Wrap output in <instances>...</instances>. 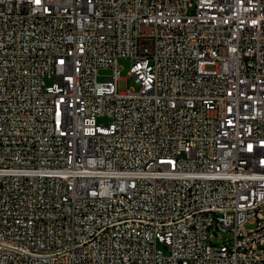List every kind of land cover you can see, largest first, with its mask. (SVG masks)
Wrapping results in <instances>:
<instances>
[{
    "label": "built area",
    "instance_id": "1",
    "mask_svg": "<svg viewBox=\"0 0 264 264\" xmlns=\"http://www.w3.org/2000/svg\"><path fill=\"white\" fill-rule=\"evenodd\" d=\"M0 264H264V0H0Z\"/></svg>",
    "mask_w": 264,
    "mask_h": 264
},
{
    "label": "rangeland",
    "instance_id": "2",
    "mask_svg": "<svg viewBox=\"0 0 264 264\" xmlns=\"http://www.w3.org/2000/svg\"><path fill=\"white\" fill-rule=\"evenodd\" d=\"M118 66H119V70H120V77L123 80L124 86H129L131 89L138 90V85L135 83V81L132 78L129 77V71H130L131 62L128 59H121L119 61ZM112 73H113L112 70H102V71H100L99 74H98V81L99 82L105 81L108 77H110L112 75ZM105 121L106 120H104V122ZM253 227L254 226L251 225V224L247 225V228H249V229L253 228ZM163 249H164V251H166L165 248H163Z\"/></svg>",
    "mask_w": 264,
    "mask_h": 264
},
{
    "label": "bare ground",
    "instance_id": "3",
    "mask_svg": "<svg viewBox=\"0 0 264 264\" xmlns=\"http://www.w3.org/2000/svg\"><path fill=\"white\" fill-rule=\"evenodd\" d=\"M240 168H247V161H240Z\"/></svg>",
    "mask_w": 264,
    "mask_h": 264
}]
</instances>
